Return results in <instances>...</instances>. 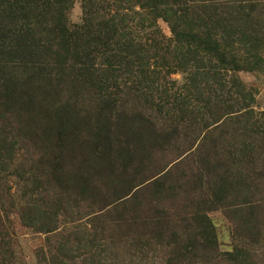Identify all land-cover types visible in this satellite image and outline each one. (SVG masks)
<instances>
[{
  "label": "rangeland",
  "instance_id": "374dc122",
  "mask_svg": "<svg viewBox=\"0 0 264 264\" xmlns=\"http://www.w3.org/2000/svg\"><path fill=\"white\" fill-rule=\"evenodd\" d=\"M180 3L238 68L174 51L160 18L167 52L84 55L59 5L0 0V264H264V0Z\"/></svg>",
  "mask_w": 264,
  "mask_h": 264
},
{
  "label": "trees",
  "instance_id": "16d2710c",
  "mask_svg": "<svg viewBox=\"0 0 264 264\" xmlns=\"http://www.w3.org/2000/svg\"><path fill=\"white\" fill-rule=\"evenodd\" d=\"M40 1L48 4L51 2L54 6L59 5L51 12L43 10L42 16L43 12L48 15L47 21L51 25V32L59 34L66 43H76L84 55H86L85 51L90 53L92 50L116 51L119 54L114 56L117 57L123 55V52L136 57L149 50L165 49L167 52L168 46L165 44L168 39L157 29H149L151 26L155 27L156 21L160 18L166 22L172 34V39L169 40L174 41V51L177 52L180 47L188 49L193 47L195 51H202L203 54H208L218 61V63L209 64L210 67L217 64L239 67L237 57L227 55V48L232 45L224 39V33L219 30L221 26L218 21L208 17L207 21L196 22L197 20L193 17L195 11L183 6L184 3H180L182 0H143L146 4L138 5V9L135 6L118 8L114 5L107 9V6L99 2L104 0H83V16L79 23H70L67 20L68 0H35L36 4ZM167 1L173 4L162 7ZM258 48L254 46V52L260 51ZM129 63L137 69L143 66V63H138L135 57H132ZM252 63L254 67L259 68L254 63V59ZM235 92H238V89Z\"/></svg>",
  "mask_w": 264,
  "mask_h": 264
}]
</instances>
